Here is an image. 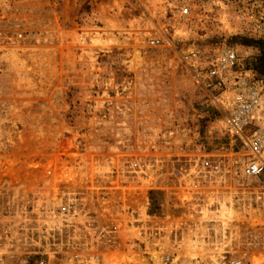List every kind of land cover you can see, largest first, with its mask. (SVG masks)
I'll list each match as a JSON object with an SVG mask.
<instances>
[{"label": "rangeland", "instance_id": "obj_1", "mask_svg": "<svg viewBox=\"0 0 264 264\" xmlns=\"http://www.w3.org/2000/svg\"><path fill=\"white\" fill-rule=\"evenodd\" d=\"M202 1L172 30L143 0H0V264L264 254V172L202 80L224 46L255 73L264 0Z\"/></svg>", "mask_w": 264, "mask_h": 264}, {"label": "built area", "instance_id": "obj_2", "mask_svg": "<svg viewBox=\"0 0 264 264\" xmlns=\"http://www.w3.org/2000/svg\"><path fill=\"white\" fill-rule=\"evenodd\" d=\"M143 1L159 9L165 24L171 26L172 30L175 26L199 21L203 17L200 13L204 4L202 0L198 3L196 0ZM154 32L156 35L147 39H151L157 46L169 44L171 38L161 31ZM254 32L264 37V25L257 23ZM204 57L198 48H194L189 55L193 66L196 65L194 63L200 65L198 63L203 61ZM203 69L206 70L202 80L210 81V100L223 115L224 130L232 140L240 143L249 155L250 159L243 166L244 173L248 178L257 179L264 172V128L257 125L258 113L264 98V80L259 79L254 72L239 66L237 52L232 47L224 46L217 50L213 56L206 59ZM61 211L65 212L66 208L62 207ZM116 231L117 227H113L111 233L114 234ZM164 252L160 248L156 258L152 257L148 264H175L174 255ZM245 257L246 255H243L227 260L225 256H220L215 260V264H244Z\"/></svg>", "mask_w": 264, "mask_h": 264}, {"label": "bare ground", "instance_id": "obj_3", "mask_svg": "<svg viewBox=\"0 0 264 264\" xmlns=\"http://www.w3.org/2000/svg\"><path fill=\"white\" fill-rule=\"evenodd\" d=\"M63 173L66 174V172H63ZM61 178H63V176ZM78 179L79 177L77 175H72L69 173V174L64 175L63 181H64V184H69L71 187H77L81 184L80 180ZM146 262L147 261L145 259H135L134 260V264H146ZM263 263H264V254L252 257V264H263ZM108 264H121V261L110 257V259L108 260Z\"/></svg>", "mask_w": 264, "mask_h": 264}, {"label": "trees", "instance_id": "obj_4", "mask_svg": "<svg viewBox=\"0 0 264 264\" xmlns=\"http://www.w3.org/2000/svg\"><path fill=\"white\" fill-rule=\"evenodd\" d=\"M256 45L259 46V57L256 59L254 64V71L259 79L264 80V42H257ZM151 204L153 203L152 197H150Z\"/></svg>", "mask_w": 264, "mask_h": 264}]
</instances>
